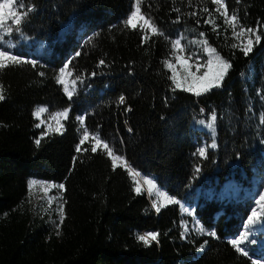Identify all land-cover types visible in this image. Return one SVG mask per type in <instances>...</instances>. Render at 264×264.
I'll use <instances>...</instances> for the list:
<instances>
[{"label":"trees","instance_id":"1","mask_svg":"<svg viewBox=\"0 0 264 264\" xmlns=\"http://www.w3.org/2000/svg\"><path fill=\"white\" fill-rule=\"evenodd\" d=\"M224 2L238 17L235 31L259 29L262 39L248 56L233 47L234 30L213 0H140L162 33L148 31L147 42L139 27L125 25L134 0H23L19 10H33L19 30L10 24L7 37L24 49L20 35L33 41V51L39 41L45 48L22 58L33 63L0 70V264H264L233 246L244 212L216 195L225 176L249 182L263 145L248 109L262 104L255 90H264V0ZM178 33L204 38L231 64L221 87L200 96L173 91L164 61ZM65 65L79 81L71 99L58 83ZM38 106L68 112L60 132L37 127ZM207 113L217 117L214 148L202 146L206 131L195 124ZM93 134L126 166L114 169L105 149L92 153ZM129 167L152 175L174 198H196L193 215L178 202L157 212L142 187L135 191ZM30 178L52 182L62 223L61 214L54 225L31 215ZM146 230L158 233V242L139 241Z\"/></svg>","mask_w":264,"mask_h":264},{"label":"rangeland","instance_id":"2","mask_svg":"<svg viewBox=\"0 0 264 264\" xmlns=\"http://www.w3.org/2000/svg\"><path fill=\"white\" fill-rule=\"evenodd\" d=\"M135 7H136V0H134L133 7L129 12L128 16L131 14L132 11L135 10ZM10 24H12L11 20L7 22L6 27H11ZM236 32L238 33L239 30H237ZM6 33L7 32L4 29H0V50H8L12 54L24 58L32 54V52L42 53L43 49L45 48V43L39 41L38 44L36 45L35 50L33 51V48L31 47L33 41L24 38V36L20 35L19 39L20 40L23 39V42H26L23 43V45L25 46L24 49V47L19 45L20 44L19 42H13L10 38H8ZM247 38H248L247 36L237 37V35H234V41L236 45L240 47H242L243 44L247 42ZM175 39H181V45L184 48V52L180 53V55L184 56L185 58L192 57V59L188 60L189 64L194 65L192 71L195 72L196 67L199 66L200 72L202 73L205 70L204 65H206L207 60L209 58V53L205 50V46L202 44V41H204L205 39L202 37L196 38L194 36H186L180 33H178L173 38L172 41H174ZM252 39L253 41H255L254 36L252 37ZM207 46L213 48L208 43ZM254 46H256L255 42H254ZM18 49H20V51H18ZM215 52L218 54L216 50ZM173 53L174 50L172 49V58L169 61L175 63V56ZM175 66L177 71L179 72L180 65L176 64ZM253 67L254 66L252 62L249 63L248 72H251ZM61 71H64L66 73L65 82L67 87L69 88L70 91L74 92L79 86L78 83L79 81L76 78L70 77L65 67L60 69L59 76ZM199 74L200 73H197V75ZM61 87L64 91L65 85L61 84ZM65 94L67 95L66 92ZM255 94L261 98L262 104L259 103V104L250 105V108L248 109V113H249L248 116L251 119V121H253L255 124V130L258 134V136L256 137L257 142L263 144L261 146L260 155L251 165V175L249 178V182H246L242 179L240 180L239 178L231 180L228 176H225L219 188L216 191V195L219 197L222 203H226V202L231 203L232 207L238 208L239 210L244 212V214L237 215V218L240 220V223L238 224L237 231L234 233V235L230 236L231 241L233 239H238L240 234L245 231L244 225L252 209L256 208L259 211V207L256 204V200L259 199V195L261 193H264V135H263L264 122H262L264 121V90L263 89L261 90V88H257L255 90ZM39 108H45V107L38 106L35 112ZM55 113L58 112H54V111L52 112L47 109V111L40 114L39 118H37V116L35 115L37 119V124L39 125L42 131L50 132L56 129L57 127L56 121L52 119ZM212 114L213 113L202 114L195 121V124L197 126L204 128V130L206 131L207 139H206V143L202 144L203 147L208 146L214 148L213 144L215 145V122L213 128H209L207 126L208 123L211 122L210 117ZM62 120L63 118H60L61 124H62ZM201 121H203V123H201ZM254 142L255 141H253V143ZM229 163L234 164L233 161ZM140 175L141 178L136 177L135 180L138 181L141 187L147 192L152 207H153V202H156L158 206L169 203L163 197L157 196V191H159L165 193L168 197L178 202L180 206V210L184 215L186 214L193 215L195 204L198 201L196 198L194 199L193 203L191 204L186 203L181 199L174 198L163 187L157 185L152 175L145 174L143 172L140 173ZM208 178L209 176H207L205 180H208ZM144 179H152L155 182L156 188L153 189L151 193H149L148 191V185L144 184ZM33 180L38 181L40 183L33 186L31 190L29 189L31 215L33 217L45 220L49 225H54L55 222L58 221L60 218V211H59L60 201L56 194V191H53L54 185L50 181L39 178H30L29 183L30 181ZM196 193H198V190ZM213 194L215 195L212 186L210 184H207L205 188V195L212 197ZM261 219L264 220V217H261ZM149 232H153V231L146 230L141 235ZM240 247L245 249L248 253L247 255L251 256L254 261L264 263V226L258 225L257 227L253 228L248 237V241L240 245Z\"/></svg>","mask_w":264,"mask_h":264},{"label":"snow or ice","instance_id":"3","mask_svg":"<svg viewBox=\"0 0 264 264\" xmlns=\"http://www.w3.org/2000/svg\"><path fill=\"white\" fill-rule=\"evenodd\" d=\"M213 3L216 4L218 7L216 8L217 12H220L221 9H224L223 12L220 14L224 16L225 20L224 22L231 26L234 30V35L239 36H247V42L243 44V46L240 48V50L244 53L245 56H248L249 53L253 51L254 42L255 44H259L262 37L259 34V29H252V28H243L241 27L239 32L237 33L235 31L237 23H238V17L233 13L231 15L228 14L226 4L224 0H213ZM24 4L23 0H0V29H4L6 32L10 33L13 29L11 27H6L7 22L9 20L12 21L14 25L17 26L16 30H19V26L21 25L23 19L31 12L33 9L28 8L27 10L21 12L19 9H23ZM178 11V9H177ZM205 12L208 11V9H204ZM195 15V13H193ZM178 22V21H177ZM206 23H212L214 24V21L209 19L206 21ZM125 25L127 27H130L131 29H136L139 27L142 31L145 32V35L143 36L144 42H147L149 39L148 31L152 35H162L160 33L157 26L152 22L150 17H146L141 12L140 7V0H137V4L135 7V10L131 12V14L128 16L127 20L125 21ZM203 35V33H201ZM255 37V41H253L252 37ZM202 44L205 46V50L209 53V58L207 60L206 65H204L205 70L201 73L200 67H196V71H192L193 64H189L188 60L192 59V57L185 58L184 56L180 55V53L184 52V48L181 45V39H175L172 41V49L174 50V56H175V63L171 61H164L165 67H167L172 75L169 77L171 79L173 85L175 86L173 88V91H175L177 88L182 89L187 92H191L196 96H200L203 93L209 92L211 89L219 88L222 86V82L224 81L225 77L227 76L229 69L231 68V64L219 56L215 52V49L207 46V40L202 41ZM233 47H237V45H233ZM79 55V53H77ZM21 62L24 63H33L31 61L23 60L22 58L12 54L8 50H0V70H3L9 66H14L17 64H20ZM101 64L104 63V61H100ZM176 64L180 65L179 72L176 69ZM65 68H67V65H65ZM197 73H200L197 75ZM65 76L66 73L64 71H61L60 76L58 77V83L64 84L65 88L64 91L67 93L69 99L72 98L73 92L69 90V88L66 85L65 82ZM74 83V81H73ZM5 99V96L3 95V87L0 86V101H3ZM121 103L124 101V97H120ZM47 111L45 108H39L34 115L39 118L40 114ZM60 118L67 119L68 118V112H58L55 113L52 117L56 121L57 127L55 131L60 132L63 128V125L60 123ZM78 120H80V123L84 124V117H77ZM217 119L216 115L213 113L210 117L211 122L208 123L209 128L214 127V122ZM264 122V121H262ZM203 123V121H201ZM39 127V125H37ZM89 137V132L85 128L83 133V139H81L80 143L83 144L85 140H87ZM92 139L95 141L94 144L91 146V152L96 153L98 148L105 149L107 151V155L112 160V166L115 169L118 165L117 162H120V165L126 166V161L121 155L114 154V149L109 145L108 142L104 141L99 135L93 134ZM35 143L39 146L40 140L37 139ZM213 147L215 145L213 144ZM77 152L81 151L80 146H77L76 149ZM84 151H88V149H84ZM200 155L203 156L205 154L204 149L199 150ZM197 172L200 171L199 168L196 169ZM129 175H131L134 179V182L136 183L135 191L137 193H140L141 191V185L138 181L135 180L136 177L140 176V173L138 171H134L130 167L128 168ZM38 181H30L29 183V189L31 190L33 186L37 185ZM144 184L148 185V191L149 193L152 192L153 189L156 188V184L152 179H144ZM50 187V186H49ZM60 189L64 188L63 184L58 185ZM158 197H163L167 202L169 203H176L175 200L168 197L165 193L157 191ZM256 204L259 207V211L256 208H253L250 215L247 217V221L244 225L245 231L242 232L238 239H233L231 243L234 247H236V250L238 252H242L244 255H247V251L240 247V245L244 244L246 241H248V237L251 233V230L255 227L264 226V220L261 219V217H264V193H261L259 195V199L256 200ZM162 206V205H161ZM158 206L156 202H153V208L156 209L157 212L160 211V207ZM60 214H61V223L63 222V205H60ZM212 236H215V233H209ZM158 233L155 232H149L143 235L138 236V240L141 241L145 246H149L152 242H158ZM251 242V241H249ZM255 264V262H253Z\"/></svg>","mask_w":264,"mask_h":264},{"label":"bare ground","instance_id":"4","mask_svg":"<svg viewBox=\"0 0 264 264\" xmlns=\"http://www.w3.org/2000/svg\"><path fill=\"white\" fill-rule=\"evenodd\" d=\"M138 178H141V175Z\"/></svg>","mask_w":264,"mask_h":264}]
</instances>
